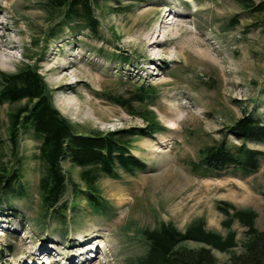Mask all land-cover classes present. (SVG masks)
Instances as JSON below:
<instances>
[{"label": "rangeland", "instance_id": "1", "mask_svg": "<svg viewBox=\"0 0 264 264\" xmlns=\"http://www.w3.org/2000/svg\"><path fill=\"white\" fill-rule=\"evenodd\" d=\"M46 2L0 0V71L14 73L23 64H37L54 91L53 106L83 129L111 132L145 126L139 116L94 94L104 92L127 100L134 111L152 110L167 132L134 139L132 154L145 163L144 171L99 180L105 214L93 213L79 198V206L70 208L68 184L61 200L67 204L64 217L52 212L45 221L37 189L40 142L31 132L21 134L22 184L28 199L0 207L2 263L134 264L146 251L139 232L159 223L183 232L203 220L205 230L225 236L218 202L252 210L257 215L254 226L264 231V158L248 177H234L231 170L201 177L190 168L198 160L197 151L219 141L242 116L264 123V4L259 14L235 0H100L93 9L99 22L95 34L65 32L45 43ZM147 85L156 89L155 97L141 106L135 93ZM22 104L0 107L4 142L8 112ZM226 140L229 145L240 142L228 135ZM247 144L264 153L263 142ZM0 154L3 162L9 160L6 144ZM61 165L78 184L79 168L67 160ZM232 230L239 246L213 250L218 264H227L230 253L241 251L245 228L234 221ZM95 235L100 238L93 247L70 248ZM201 246L192 241L178 245ZM89 248L95 254L90 261L94 254ZM40 252L39 259L33 258Z\"/></svg>", "mask_w": 264, "mask_h": 264}, {"label": "trees", "instance_id": "2", "mask_svg": "<svg viewBox=\"0 0 264 264\" xmlns=\"http://www.w3.org/2000/svg\"><path fill=\"white\" fill-rule=\"evenodd\" d=\"M48 27L44 34L45 43L68 32L75 36L83 30L96 33L99 22L94 15V6L100 0H46ZM116 2L117 0H103ZM246 11L262 13L264 0H235ZM119 59H124L118 56ZM37 64H23L16 72L0 71V107L16 105L8 112V131L4 142L0 135V152L6 144L9 160L2 161L0 154V207L13 199H28L26 186L22 184L23 157L19 153L21 134L31 132L39 140L38 155L40 176L37 189L41 202V216L56 212L61 217L67 204L61 203L69 184L72 197L70 208L79 206L75 200L84 199L95 214L108 210L101 197L98 182L103 177L117 179L121 174L134 175L145 169V164L132 155L134 139L150 138L154 134H165L167 129L157 120L152 110L144 107L131 109L127 100L104 92H95L104 100L118 105L129 114L139 116L144 127H132L109 132L86 130L65 119L53 106V90L49 89L40 74ZM156 89L141 86L135 93V101L145 105L155 97ZM233 136L240 141L229 145L226 140ZM264 143V123L250 115H244L226 129L219 141L201 147L197 151V162H191V171L201 177L219 176L231 170L234 177H248L258 171L264 153L250 149L248 142ZM67 160L79 168V183H75L62 170ZM217 209L225 216L221 225L227 231L225 236L204 229L203 220H197L182 232L170 224L159 223L154 229L139 232L146 251L134 264H218L213 250L227 252L239 245L232 230L234 221L245 228V240L240 253L229 254L227 264H264V231L256 229V213L252 210H238L225 202H218ZM230 208L231 210H229ZM202 244L199 248L178 247L182 242Z\"/></svg>", "mask_w": 264, "mask_h": 264}, {"label": "bare ground", "instance_id": "3", "mask_svg": "<svg viewBox=\"0 0 264 264\" xmlns=\"http://www.w3.org/2000/svg\"><path fill=\"white\" fill-rule=\"evenodd\" d=\"M171 15L170 14H167L166 18H168L169 16ZM170 19L168 21H165V23H169ZM100 236L98 235H95L93 237L90 238L89 237H85L81 240L80 243H75L74 245H71L70 248H74V249H77V250H82V249H85L87 247H89L88 245L92 244V247L94 246V244H96L98 241H96L97 239H99ZM91 251V250H90ZM83 253H79L78 256L82 255ZM42 255V253H40V256ZM95 259V257H93L92 259H89L90 260H93Z\"/></svg>", "mask_w": 264, "mask_h": 264}]
</instances>
